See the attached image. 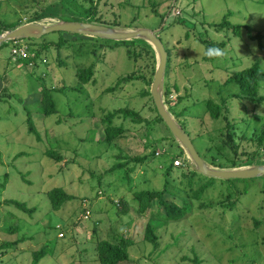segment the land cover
I'll return each instance as SVG.
<instances>
[{
    "label": "rangeland",
    "instance_id": "obj_1",
    "mask_svg": "<svg viewBox=\"0 0 264 264\" xmlns=\"http://www.w3.org/2000/svg\"><path fill=\"white\" fill-rule=\"evenodd\" d=\"M91 1L97 3L98 13L108 21L122 24L134 21L135 28L158 31L166 49L177 52L176 65L173 64L175 56L171 63L168 61L165 87L166 82L174 85L170 87L172 99L179 104L173 108L176 113L169 104L167 107L184 124L203 159L209 163L213 156L219 158L220 153L234 158L232 151L222 148L224 121L211 119L206 111L208 100L219 104L227 100L224 108H228V118L236 131L239 154L244 151L247 155H257L252 163L243 156L234 168L264 164V146L258 147L250 140L264 126V103L255 107L243 100L228 99L239 87L225 84L229 74L256 59H261L264 66V52L258 49L257 43L247 47L245 40L233 39L223 56L205 64L204 47H198L193 38L185 39L188 29L213 41L223 39L224 33L210 29L208 23L218 22L228 11L232 13L233 24L262 29L263 3L256 0H78L86 7L91 6ZM155 3L157 6L153 7ZM56 5L59 0H0V20L29 21L36 15L49 14ZM162 16L164 22L158 27ZM62 19V16H51L34 22L53 23ZM44 37L48 42L53 41L47 63L38 62L32 69L19 66L12 58L11 42L0 48V92L3 87L9 92V96L0 100V243H14L13 247L0 249V264H31L32 254L40 249L47 253L40 264H97V242L112 241L119 234L135 242L129 249L127 264H195V255L200 264H264V177L217 179L196 198L195 191L208 177L194 169L189 173L191 176L183 177L186 168L180 160L182 165L175 166L167 185L165 172L171 155L181 148L178 149L166 125L156 123L150 104L140 96L145 85L131 80L111 93L106 92L121 75L136 70L125 48L109 49L112 41L64 32ZM59 38L65 40L61 49L55 47ZM91 65H94L95 83L83 86L81 92L55 93L58 114L45 118L39 102L44 86L75 87L76 71ZM260 92L264 94V87ZM124 106L140 111L145 119H151V124L133 125L124 121L127 128L124 140L108 149L102 143L101 117L106 111ZM28 112L35 120L41 140L28 131ZM47 148L57 150L64 160L55 163L43 155ZM154 150L161 154L142 165L130 163L114 170V166L127 164L134 156L150 155ZM133 167L134 171H130ZM191 180L194 182L189 187ZM165 184L168 202L181 206L188 198L191 208L186 218L176 223H165V211L156 202L140 214L133 199L136 191H159ZM56 187H63L74 196L58 212L52 210L47 195ZM244 188L247 191L234 211L222 206L233 190ZM8 200L23 203L32 211L8 204ZM121 200L128 207L124 215H118L114 206ZM257 221L261 223L259 226L255 225ZM149 222L162 233L160 249L153 258L148 255L152 246L143 241ZM10 227H16L15 232H7ZM59 232L64 236L60 237ZM167 244L170 246L161 252ZM185 257L188 258L185 260Z\"/></svg>",
    "mask_w": 264,
    "mask_h": 264
},
{
    "label": "trees",
    "instance_id": "obj_2",
    "mask_svg": "<svg viewBox=\"0 0 264 264\" xmlns=\"http://www.w3.org/2000/svg\"><path fill=\"white\" fill-rule=\"evenodd\" d=\"M255 1V0H251ZM256 2L263 3L264 0H256ZM91 6L86 7L84 5L79 4L78 0H59V5L54 6L53 9L49 10V14L44 13V15H36L29 21H23L21 19L13 21V22H5L3 20H0V35L4 34L7 31L13 30L17 27H20L26 23L38 21L40 19L46 18V17H60L62 16L65 21H80V22H90L95 24H101L105 26H109L112 28H122V29H132L135 28L134 21L132 23H126L122 24L117 21H108L105 18V15L98 13V5L97 3H94L91 1ZM157 3L153 5V7H156ZM45 12V11H44ZM232 15L231 12H227L225 15L221 17V19L218 22H211L208 23V27L211 29H214L218 32L224 33V38L219 39L218 41H213L211 38L203 36L202 33L195 34L194 29H188L185 34V39L187 41L195 40L197 42V46H203V53L204 56L202 57V60L205 64H211L218 58L224 55L225 48L230 42H232L233 39H243L245 40V44L247 47L251 45V43H257L258 49L261 52H264V27L262 29H255L251 25H243V24H233L230 21V16ZM164 22V16L160 17L159 25ZM178 22V21H177ZM205 24V23H203ZM58 33V32H55ZM90 38V37H89ZM161 39V38H160ZM32 40V42H30ZM28 43V50L29 56L27 59H16L17 63L21 67L34 65L37 66L38 62L41 63H47V57H48V51L49 46L52 44L53 41H49L43 36L42 38L35 41V39H31ZM12 46L14 41H10ZM113 45L109 46V49H116L118 47H123L126 50L127 55L132 59L133 63L135 64L136 70H133L130 74L121 75L115 85L111 88L106 89L107 93L113 92L115 89L119 88L122 84L129 82L131 80L134 81H141L145 88L141 91L140 96L142 98L147 99L148 103L150 104V109L155 113V121L156 123H164L161 117L158 115L157 110L154 106L153 100L151 98L150 94V87L151 83L153 81L155 69H156V57L155 52L152 49V47L147 44L144 41L141 40H132L127 42H113ZM65 44V40L63 38H59V40L55 43V47L57 49H61L62 46ZM4 45V44H3ZM2 45V46H3ZM0 46V48L2 47ZM108 47V46H106ZM105 47V48H106ZM102 50L104 49L101 48ZM189 47L187 48V50ZM175 51V49H174ZM168 56H169V63H171L172 57H174L173 64L175 63V58L177 57L175 53L167 49ZM257 53V52H253ZM45 61V62H44ZM202 62V63H203ZM62 65L63 62H60ZM170 68V64H169ZM171 70V69H170ZM212 72V70H211ZM94 65H91L87 68H79L76 71V80L77 85L75 87L67 88L66 86L62 88H49L44 86V88L41 91V97H40V112L45 117H52L58 114L57 106L54 100V94L55 93H64L66 94L68 90L71 91H80L81 88L89 83H95L94 79ZM226 85L229 84H235L237 85L238 91L235 93H232L228 96V99L236 98L239 100H243L244 102H247L249 104L254 105L255 107L260 106L264 103V94H262L260 91L262 87H264V66L262 65L261 59H256L251 63L249 66L244 67L242 70H239L238 72H233L229 74V76L226 79L225 82ZM174 85L168 84L166 82L165 92H164V98L166 105L169 104V107L173 109L177 106V102L179 101H173L169 99V95H171V89L170 87ZM9 92L7 91L6 87H3L0 92V100L9 96ZM180 100V99H179ZM227 100H224L222 104L214 102L212 99L208 100L206 102V111L209 113L211 119L213 120H219L222 119L224 121V127L221 128V130L224 131V140L222 141V148H226L233 152L234 158L229 159L228 156L221 154V156L215 157L213 156L210 160L209 164L211 166L222 168V169H232L236 166H238L242 161L243 156L248 159V162L252 163L257 158V155L255 153H252L250 155H247V152L242 151L240 154L238 152V145L235 142V129L233 124L228 118V108H224L226 106ZM171 105V106H170ZM170 109V110H171ZM175 111V109H173ZM172 111V110H171ZM170 111V112H171ZM176 113V111H175ZM176 119L179 121L178 117ZM121 121L118 123V121ZM130 121L133 125H141L146 124L147 126H150L151 119H145L143 115H141L140 111H137L135 109L129 108V106L120 107L118 109H115L111 112H105V114L101 117V125L103 127V139L102 143L105 144V146L108 149L115 148L118 146L122 140L125 138V132L127 128L124 127L123 122L124 121ZM27 125H28V131L34 135H36L38 140H41V134L38 132L35 124V120L33 119L30 112L27 113ZM184 124H182L183 127ZM184 128V127H183ZM261 133L256 136L254 135L251 140L252 143H255L258 147L264 146V126L260 129ZM243 139V138H242ZM180 147L178 146V149ZM156 151L150 155H145L143 157L134 156L131 159L127 161V164L122 165H116L114 166V170H118L120 168H123L130 163L133 164H144L146 161L152 160L156 156ZM161 154V153H160ZM22 155V154H20ZM43 155L48 157L49 159L53 160L55 163H60L64 160V156L61 155L57 150L47 148L43 151ZM159 156V155H157ZM170 165L168 166L166 172H165V182L168 185L169 184V177L171 175L172 170L175 168L174 162L176 160H183L184 167L186 168V172L182 173L183 177L191 176L189 173H191L193 170L192 165L187 160L184 152L182 150H178V152L174 155H171ZM221 158L226 160H221ZM134 167L130 169V171H134ZM184 169V168H180ZM193 173V172H192ZM217 179L215 178H207V180H204L205 182L202 183L197 191H195L196 198L201 197V195L212 185H214L215 181ZM219 180V179H218ZM227 181V180H226ZM193 180L190 182L188 181V186L192 187ZM230 182V181H228ZM159 190V191H152V190H142V191H136L133 194V199L137 203L138 212L140 214L145 213L148 209H151L153 207V204L156 202L159 207H161L165 211V223H176L188 215L189 212H191V208L187 203L188 198H186L182 205L179 206L176 203L168 202L165 199V195L167 194V185ZM233 184V183H231ZM6 185V183H5ZM231 187V186H230ZM235 192L229 194L228 200L225 203H222V206L227 208L230 211H234L235 208L240 204V197L244 195L245 191H247V188H244L243 191H237L233 190ZM100 194V193H99ZM48 199L51 204V208L53 211H60L62 207L72 200H74V196L70 195L63 187H56L51 189L47 192ZM246 195V194H245ZM187 197H189L186 194ZM234 197V199H232ZM8 204L18 206L19 208L24 209L25 211H32L28 209L23 203H20L15 200H8ZM114 206L117 207V213L118 215H124L128 213V207L127 203L125 201H120V203H116ZM261 223L256 222L255 225L259 226ZM158 226H154L152 223H147L146 230L144 234L143 241L147 244L152 246V252L149 253V256H152L158 252V249H160V242H161V232L158 231ZM7 232L13 233L16 230V227H10L6 229ZM60 233V232H59ZM64 236V235H63ZM14 243H0V249H8L9 247H13ZM135 245V242L132 241L129 237L119 234L116 235L112 241L109 240H99L97 242V264H127L130 262V256H129V249L132 248ZM170 245L167 244V246L161 251H165ZM160 253V252H159ZM47 253L44 249H40L39 251H35L32 254L33 260L31 264H40L42 260L46 257ZM188 257H185L186 260ZM190 260V259H188ZM193 262L195 264H200L199 257L195 255V258L193 259Z\"/></svg>",
    "mask_w": 264,
    "mask_h": 264
},
{
    "label": "water",
    "instance_id": "obj_3",
    "mask_svg": "<svg viewBox=\"0 0 264 264\" xmlns=\"http://www.w3.org/2000/svg\"><path fill=\"white\" fill-rule=\"evenodd\" d=\"M55 32L70 33L113 42L141 40L149 44L155 52L157 61L150 87L151 98L158 115L184 152L193 169L202 176L220 180H250L264 177V164L243 168L222 169L211 166L197 152L190 135L170 112L165 103V78L169 56L164 43L158 36V31L148 28H112L101 24L80 21L32 22L0 35V46L15 40H38L43 36Z\"/></svg>",
    "mask_w": 264,
    "mask_h": 264
},
{
    "label": "built area",
    "instance_id": "obj_4",
    "mask_svg": "<svg viewBox=\"0 0 264 264\" xmlns=\"http://www.w3.org/2000/svg\"><path fill=\"white\" fill-rule=\"evenodd\" d=\"M28 48H29L28 44L25 43L24 41H22V40H15L13 42V46H12V49H11V56L14 59H27L28 56H29V53L27 52ZM30 66H32V65H30ZM172 96L173 95H169V99L170 100H173L172 99ZM157 155H160V153H157ZM174 164H175V166L182 165V163L180 162V160H176L174 162ZM59 236L60 237H63V233H60Z\"/></svg>",
    "mask_w": 264,
    "mask_h": 264
},
{
    "label": "clouds",
    "instance_id": "obj_5",
    "mask_svg": "<svg viewBox=\"0 0 264 264\" xmlns=\"http://www.w3.org/2000/svg\"><path fill=\"white\" fill-rule=\"evenodd\" d=\"M26 24H27V23H26ZM22 41H24V40H22ZM25 43H27V42H25ZM12 58H13V57H12ZM13 59H14V58H13ZM15 60H16V59H15ZM45 64H46V63H45ZM29 66H30V65H29ZM31 67L34 68V65H32ZM32 68H31V69H32ZM164 99H165V98H164Z\"/></svg>",
    "mask_w": 264,
    "mask_h": 264
},
{
    "label": "crops",
    "instance_id": "obj_6",
    "mask_svg": "<svg viewBox=\"0 0 264 264\" xmlns=\"http://www.w3.org/2000/svg\"><path fill=\"white\" fill-rule=\"evenodd\" d=\"M28 69H31L32 67L31 66H26ZM0 70H1V67H0Z\"/></svg>",
    "mask_w": 264,
    "mask_h": 264
}]
</instances>
